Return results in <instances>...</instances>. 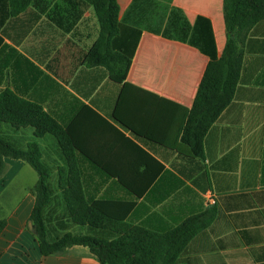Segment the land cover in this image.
<instances>
[{
  "label": "crops",
  "instance_id": "0c3cea01",
  "mask_svg": "<svg viewBox=\"0 0 264 264\" xmlns=\"http://www.w3.org/2000/svg\"><path fill=\"white\" fill-rule=\"evenodd\" d=\"M133 1L119 0L122 21ZM72 4L34 0L20 15L0 20V94L10 90L39 105L69 131L88 198L126 202L128 223L164 232L215 209L214 222L189 243L182 264H264V21L246 39L234 100L206 135L199 159L182 143V128L210 58L188 44L123 26L115 44L133 55L127 82L144 91L129 90L123 99L121 114L137 131L125 128L115 116L122 85L105 69L85 63L99 36L83 31L88 4ZM172 5L192 23L198 16L211 21L221 57L227 42L224 0ZM89 11L95 13L91 6ZM1 132L22 149L38 143L53 170L50 183L58 184V169L67 163L55 137L37 138L34 128L8 124ZM6 163L0 200L8 183L26 186L21 202L5 216L0 203V264H102L79 245L62 255H42L29 223L39 175L23 160ZM59 214L47 213L54 216L52 239L54 233L88 232L64 230Z\"/></svg>",
  "mask_w": 264,
  "mask_h": 264
},
{
  "label": "trees",
  "instance_id": "16d2710c",
  "mask_svg": "<svg viewBox=\"0 0 264 264\" xmlns=\"http://www.w3.org/2000/svg\"><path fill=\"white\" fill-rule=\"evenodd\" d=\"M73 1H82L93 7L99 23L98 39L85 55V63L89 67L105 69L111 81L122 85L115 116L125 128L137 131L123 117L121 107L123 99L131 95L129 90H143L127 82L133 55L127 49H118L115 43L123 26L141 28L137 25L140 22L134 20L148 14L152 1L134 0L126 21L120 19L119 0H67L71 5ZM162 1L169 5L165 24L163 28L149 32L188 44L210 58L182 128V143L188 147L189 154L203 159L206 135L234 100L242 72L244 45L250 31L264 21V0H224L227 42L221 57H218L213 25L208 18L198 16L192 23L182 9L172 5L173 0ZM33 2L0 0L1 24L26 11ZM3 124L15 129L31 127L37 138L51 135L58 140L67 163L66 167L58 169L57 184L70 223L69 226L63 225V229L87 227V233L67 232L51 238L53 231L47 213L56 192L50 183L53 170L43 161L38 143H29L26 149L18 147L2 135ZM75 150L69 131L42 107L10 90L0 94V178L7 171V158L23 160L38 173L39 180L34 187L36 203L29 223L43 256L62 255L79 245L88 247L102 264H182L180 257L189 243L214 222L217 212L209 209L164 232L128 223L126 202L88 198L81 169L75 160Z\"/></svg>",
  "mask_w": 264,
  "mask_h": 264
},
{
  "label": "rangeland",
  "instance_id": "374dc122",
  "mask_svg": "<svg viewBox=\"0 0 264 264\" xmlns=\"http://www.w3.org/2000/svg\"><path fill=\"white\" fill-rule=\"evenodd\" d=\"M152 1V8H150V10H148V14L142 16V18L139 20L138 17L135 18L134 22H140V24H137L138 26H140L141 28L147 30V31H152L154 29L160 28L164 26L165 21H166V17L168 15L169 10L167 11V7L169 6L167 2L162 1V0H151ZM149 3V2H148ZM85 12H86V18L83 22V31L87 34V33H96L99 30L96 29L95 30V25L94 22H96L95 19V13L93 11H89L90 6L89 5H85ZM126 17V16H125ZM124 21H126V19L124 18ZM99 33V32H98ZM19 181V180H18ZM18 181H14V182H10L8 183L7 189L5 190L2 199L0 200V203L2 204V208H3V212L2 214L7 215V213L10 210H13L14 208L17 207V205L21 202L22 198L25 196V184L22 182H18ZM34 184V183H32ZM33 186V185H30ZM54 189L55 191H57L58 187L57 185L54 184ZM52 211L56 210L59 211V215L57 216V219L62 220V224L63 225H68L69 226V220L67 219V214L65 212V208L63 205V198L62 195L57 194L54 197V205L52 204L51 208ZM53 217L51 216L49 218L48 216V222H49V227L51 229V231H53ZM4 218V217H3ZM57 226V224H56ZM74 232V231H73ZM77 233V232H74ZM79 234H83V232H80ZM55 237H58L59 235H57L56 233L53 234Z\"/></svg>",
  "mask_w": 264,
  "mask_h": 264
},
{
  "label": "built area",
  "instance_id": "2783aa9c",
  "mask_svg": "<svg viewBox=\"0 0 264 264\" xmlns=\"http://www.w3.org/2000/svg\"><path fill=\"white\" fill-rule=\"evenodd\" d=\"M209 201H210L212 204H214V205L217 203V199H216V197L213 195V193L210 195Z\"/></svg>",
  "mask_w": 264,
  "mask_h": 264
}]
</instances>
